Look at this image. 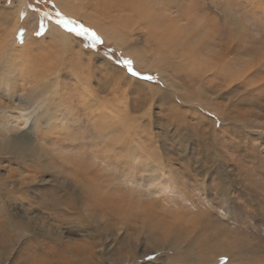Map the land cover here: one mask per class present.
I'll list each match as a JSON object with an SVG mask.
<instances>
[{
    "label": "rangeland",
    "instance_id": "obj_1",
    "mask_svg": "<svg viewBox=\"0 0 264 264\" xmlns=\"http://www.w3.org/2000/svg\"><path fill=\"white\" fill-rule=\"evenodd\" d=\"M81 1L0 0V141L22 146L0 144V177L30 167L12 210L48 243L6 260L82 264L86 242L93 264H264V0H130L111 26ZM26 99L46 101L30 139L9 130Z\"/></svg>",
    "mask_w": 264,
    "mask_h": 264
},
{
    "label": "bare ground",
    "instance_id": "obj_2",
    "mask_svg": "<svg viewBox=\"0 0 264 264\" xmlns=\"http://www.w3.org/2000/svg\"><path fill=\"white\" fill-rule=\"evenodd\" d=\"M129 1L130 0H82L78 5L75 4L76 6L75 5H73V6H75V9L74 10H76V9L77 10H84V9H86L88 7H91L92 12H93V10L98 11L97 14H96V17H95V21H97L98 24L100 23V20H106L104 22H106V24H108L109 26H111V24L112 25H116V24L121 23V22L122 23H125V21H123L120 18L122 17V12H124L127 9L129 11H135L136 14H138V16L140 14H143V12H142V8L143 7H141V6L134 7L133 6V2H131V4H130ZM100 6H102L101 7L102 8L101 10H100V8H98ZM66 7H67V5H66ZM18 11L19 12H22V11L24 12L23 6H21V8L18 7ZM71 12H72V10H71ZM92 19L94 20L93 16H90L89 20H92ZM114 22H116V24H114ZM116 31L114 29H112V31H108L107 32V37H114L115 38L116 37L115 36ZM48 32H52V34H55V35L57 34V35H59L60 38H62V37L63 38H66L65 33H62L54 25H51L50 24V26L48 28ZM21 113L19 115H16V118H15L16 122L14 123V125H10L9 130L10 129L17 130V129L25 126V124L22 123V115H21ZM20 140L21 139H19L15 135H12L10 137V139H6V140H3L2 139L0 141L1 150H7L8 151V150H12V149L13 150L21 149L22 146L19 144L21 142ZM16 170L17 169H15V168L14 169L13 168H10V169H8L7 174H6L5 177H0V260L1 261H4V260H6L8 258V254L10 253V250L8 248L11 247V246H13V243L15 245L17 243V241H19L20 238L23 239V240L25 238V245H24L25 248H26L25 250L27 251L28 248H29L30 249V253H32V252L34 253L37 250H46L45 244H48L47 242L40 243L39 241H37V243L30 244V232L32 231V233H33L34 227H36V224H33L35 222V220H36L35 217H34V219H30V216H28V214H25L24 212H21L23 214H18L16 212H13V210H12V206L14 205V203H16V200H18V197H16L17 192L19 194H22V195H19V196H23L24 193H27L28 194V192H30V177H31L30 176V167H26V170L29 172V173H27V175L26 174L25 175H19V178L18 179L17 178L16 179H10V178H13V177H11L12 175H14L13 173H15V175L18 174L19 171L16 173ZM36 173H37V170H36ZM159 188H162V187H159ZM44 193H45V191H44ZM58 200H59L58 197H55L54 198L55 208H56V203L57 202L59 203V201H61V200H59V201ZM28 201H29V203L27 205L23 201L21 202V205H22V207L24 209L30 210V199ZM62 201H63V199H62ZM67 203L71 207L72 202L67 201ZM116 210L118 211V209H116ZM109 213H108V215H109ZM36 218H39V217H36ZM69 220H70V218H64L63 221L68 222ZM36 229H37V227H36ZM20 230H23V231L27 232L28 235L27 236H20V235H18V232ZM14 234L17 235V238L13 240ZM93 239H96V238L94 237ZM84 241H85V239H84ZM56 243L57 242H55V244ZM59 243H61V242H59ZM103 243L104 244L100 247V250L102 252L107 249V247L105 245V242H103ZM92 244H95V241L93 243H91V245ZM81 246H82V248H80L81 251L75 253L76 256L78 257L79 262L82 263V264H93V263H91V261L95 258L94 257V254H93V250H92V248L94 247V245H92L91 247H89L88 245L86 246V242L85 243L84 242H81L80 247ZM135 247H137V246H135ZM159 251L160 250H158V252ZM47 252H49V251H47ZM115 253H117V252H115ZM24 254H26V252ZM53 254H55V253H53ZM60 256H62V254H60ZM15 261H17V260H15ZM47 264H50V263L47 262Z\"/></svg>",
    "mask_w": 264,
    "mask_h": 264
},
{
    "label": "snow or ice",
    "instance_id": "obj_3",
    "mask_svg": "<svg viewBox=\"0 0 264 264\" xmlns=\"http://www.w3.org/2000/svg\"><path fill=\"white\" fill-rule=\"evenodd\" d=\"M47 2H51V0H47ZM27 7L29 8H34V5L32 4H28ZM37 13L38 16H42V17H51L52 15H54L55 17H58V19H56V23L59 25L64 26L65 28H67L69 31H77V34L82 35L85 32H89L88 29H84L82 25H77V27H70L71 25L74 24V21L65 18L62 16V14L58 11H55L54 13H50V12H44L41 13L40 10L38 8L34 9ZM25 14L22 12L21 16L23 17ZM39 28L41 30H43L45 28V24L43 22V20H40L39 22ZM41 32L38 31L36 33V35H40ZM91 39L93 41H97L99 40V37L96 36V34L94 32H91ZM123 64H126L128 66V70L132 71V62L130 60H122L120 61ZM134 75H139V73H134ZM148 80H153L155 79V77L153 76H148L146 77ZM231 87V86H230ZM23 103H25L26 107H27V111L22 112V123L25 124V126L19 130V137L20 138H31V135L33 133V125L37 122L38 117L40 116L41 112L44 110L45 106H46V101H44L43 99H41L40 101H36L35 103H33L32 99H26L25 101H22ZM69 186L71 187V182L69 181ZM18 235L20 236H27L28 233L20 230L18 232ZM107 247V246H106ZM18 250V249H17ZM14 258V257H13ZM105 258L107 260L111 261V264H119L118 259L117 260H111V258L107 255V253H105ZM157 258V254L153 253L152 255L149 254H145L144 255V260L145 261H153ZM4 264H12L11 259L6 260L4 262Z\"/></svg>",
    "mask_w": 264,
    "mask_h": 264
},
{
    "label": "trees",
    "instance_id": "obj_4",
    "mask_svg": "<svg viewBox=\"0 0 264 264\" xmlns=\"http://www.w3.org/2000/svg\"><path fill=\"white\" fill-rule=\"evenodd\" d=\"M30 4H32V5H34V3H30ZM35 6V5H34ZM33 11H35L33 8H31ZM77 31H72V33L74 34V35H78L77 33H76ZM84 42V41H83ZM88 46V45H87ZM122 60H124L123 58H120L119 59V61H122Z\"/></svg>",
    "mask_w": 264,
    "mask_h": 264
}]
</instances>
